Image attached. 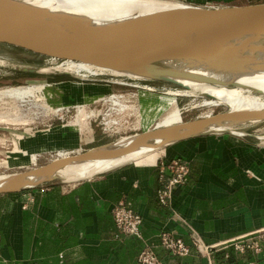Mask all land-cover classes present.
<instances>
[{
  "label": "crops",
  "instance_id": "1",
  "mask_svg": "<svg viewBox=\"0 0 264 264\" xmlns=\"http://www.w3.org/2000/svg\"><path fill=\"white\" fill-rule=\"evenodd\" d=\"M60 84L80 92L88 88L70 81ZM109 87H93L90 93L96 94L91 97L112 92ZM79 97L66 101H82ZM48 127L15 141L0 138L3 144H13L4 146L2 165L33 164L21 157V148L37 153L43 162L58 150L69 154L65 150L77 152L110 141L111 134L102 130H92L84 141L79 128L59 123ZM14 149L20 152V157L11 158L16 163H4ZM177 158L188 164L189 173L164 205L159 200L165 185L161 169ZM122 200L141 215L142 237L118 229L112 208ZM263 228L264 145L230 132L188 136L154 156L91 178L0 193V260L7 264H139L146 245L155 250L160 264H264V238L255 234ZM163 230L182 237L191 246L190 254L165 249ZM255 241L258 251L237 247Z\"/></svg>",
  "mask_w": 264,
  "mask_h": 264
},
{
  "label": "bare ground",
  "instance_id": "2",
  "mask_svg": "<svg viewBox=\"0 0 264 264\" xmlns=\"http://www.w3.org/2000/svg\"><path fill=\"white\" fill-rule=\"evenodd\" d=\"M8 3L24 6L34 12L40 22L54 24L59 21L58 24L63 31L78 37L93 30L116 26L159 10L191 6V4L169 0H0V4ZM8 25H15L20 29L28 28L18 25L16 20L0 16V26ZM174 37L204 45L217 43L214 49L226 51V55L215 57L193 55L159 60V68L165 70L158 74L161 78L183 86L193 85L204 88L201 90L195 87L192 88L193 90L178 89L170 91L172 94L195 95L200 92L209 93L205 94L207 98H213L212 95L231 96L241 101L256 103L244 109H228L225 113L201 118L191 124H171L151 135L142 133L125 136L111 144L95 147L74 156L61 152L59 154L62 157L47 166L19 174L0 176V190L32 187L54 179L73 182L91 178L98 175L97 173L154 156L166 144L193 130L199 128L214 131L231 130L238 124L264 119V31H239L219 37L214 32L188 30L177 33ZM56 68L69 73L111 72L132 77L155 75L147 68L113 70L73 60H65ZM45 87V84H41L3 89L0 90V98L24 100L27 96L32 97L37 89ZM115 99L118 100L119 95L112 94L109 101L116 104ZM260 138L264 141V137Z\"/></svg>",
  "mask_w": 264,
  "mask_h": 264
},
{
  "label": "rangeland",
  "instance_id": "3",
  "mask_svg": "<svg viewBox=\"0 0 264 264\" xmlns=\"http://www.w3.org/2000/svg\"><path fill=\"white\" fill-rule=\"evenodd\" d=\"M169 1L209 8L264 3V0ZM62 63V60H52L9 45L0 44V90L28 85H46L45 88L37 89L32 97L31 95L27 96L28 98L25 97L24 100L0 98V138L15 141L17 137L22 138L30 131L38 128H49L48 126L59 123L79 128L84 133V141L89 139L86 135L88 136L92 130L105 131V134H111L109 136L110 143L105 144L108 145L125 136L142 134L140 128L145 132L153 128L159 130L171 124L176 125L183 123V121L210 117L218 113H225L228 109H244L250 104L256 103L255 101H241L231 96L216 97L212 95L213 98H207L208 96L205 94L209 93L202 94L200 92L195 95L172 94L170 91L178 89L193 90L192 88L195 87L201 90L204 88L193 85L183 86L158 78L131 77L116 75V73L111 72L97 74L87 72H80L81 74L77 72L65 73L60 70L61 68H58L59 70L56 68ZM44 68L51 69L43 71L46 70ZM63 81H70L72 86L76 84L88 85V88L84 90L85 92L72 90L69 87L66 89L61 84L59 85ZM99 85H111L112 87L109 89L111 88L110 91L112 92H99V96L91 97L96 94L90 93L94 90L93 87ZM77 87L79 86L77 85ZM47 88L51 90H46ZM112 94L119 95V99H115L116 104L109 101ZM81 95L83 96V98L81 97L82 101H66L69 96L75 98V96ZM53 98L58 99L57 103L52 101ZM7 116L8 118H6ZM232 130L246 133L242 137L254 138L255 142L264 145V141L260 138L264 137V119L238 124L232 127ZM5 145L11 147L13 144L0 142V176L33 171L62 157L59 154L60 150H58L47 154V159L40 162L38 157L36 158L37 153L21 148V157L25 160L34 161L33 164L28 166L2 165L6 158L7 149L4 148ZM92 145L94 144H90L87 149L93 147ZM65 151L73 156L86 150ZM20 152H16L15 149L10 151L4 163H16L11 158L20 157ZM45 163L48 164L44 165ZM59 181L61 180L59 179Z\"/></svg>",
  "mask_w": 264,
  "mask_h": 264
},
{
  "label": "water",
  "instance_id": "4",
  "mask_svg": "<svg viewBox=\"0 0 264 264\" xmlns=\"http://www.w3.org/2000/svg\"><path fill=\"white\" fill-rule=\"evenodd\" d=\"M0 16L11 18L16 20L18 25L28 27L20 29L15 25L0 26V44L52 60H62L63 63L65 60H73L113 70L147 68L155 75L146 77L158 79H163L158 74L165 71L159 68L161 59L193 55L211 57L226 55V51L214 49L217 43L206 45L191 43L174 37L177 33L199 30L214 32L220 37L239 31H264V3L244 6L210 8L189 6L164 9L136 17L116 26L93 30L81 37L63 31L58 24L59 21L54 24L40 22L34 12L14 3L0 4ZM197 120L183 121V123L191 124ZM234 131L232 129L214 131L199 128L170 143L197 134L212 132L234 134ZM156 132H158L157 128L150 129L148 132L142 131L147 135ZM46 164L48 163L44 165ZM51 182H62V180H48L32 187ZM32 187L17 190L4 189L0 190V193Z\"/></svg>",
  "mask_w": 264,
  "mask_h": 264
},
{
  "label": "built area",
  "instance_id": "5",
  "mask_svg": "<svg viewBox=\"0 0 264 264\" xmlns=\"http://www.w3.org/2000/svg\"><path fill=\"white\" fill-rule=\"evenodd\" d=\"M234 134L239 136L246 135V133L238 131H234ZM188 173V164L181 158L174 159L162 167L160 177L161 180L165 182L164 187L159 190V200L162 204L166 205L168 203L169 196L176 186L184 184ZM112 215L121 232L142 237V217L130 207L128 202L124 200L118 202L112 208ZM255 234L258 235L259 238H264V228L255 232ZM160 239L162 246L172 254L186 256L191 252V246L186 243L182 237L176 235L172 231L163 230L160 233ZM237 247L240 249L252 247L256 251L260 249L258 241L250 244H238ZM138 262L139 264H160L155 250L149 245H146L140 251ZM0 264H7V262L5 260H0Z\"/></svg>",
  "mask_w": 264,
  "mask_h": 264
}]
</instances>
